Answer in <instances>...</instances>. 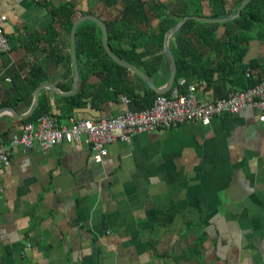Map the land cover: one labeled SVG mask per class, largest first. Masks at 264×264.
<instances>
[{"label": "crops", "instance_id": "obj_1", "mask_svg": "<svg viewBox=\"0 0 264 264\" xmlns=\"http://www.w3.org/2000/svg\"><path fill=\"white\" fill-rule=\"evenodd\" d=\"M220 1L221 5L188 0L186 6L181 0L153 2H162L171 11L163 20L170 22L165 32L184 15L227 16L242 0ZM122 2L0 0L1 29L9 45L0 51V103L14 88L11 76L16 74L19 79L31 76L37 85L49 83L69 91L73 84L69 30L83 14L70 19L69 30L67 20L90 8L84 14L110 21L120 15ZM201 22L225 43L212 48L192 33L177 30L166 43L173 59H183L187 76L178 80L191 85L194 96L220 97L264 75V20L229 37L220 25L224 22ZM138 42L147 49L144 60L155 70L150 80L164 85L168 64L161 48L146 34ZM226 42L230 48H225ZM225 54H240L241 64H251L249 76L243 80L240 71H233ZM76 67L74 92L60 95L46 87L38 92L47 105L44 113L58 123L109 118L150 104L134 103L120 93L92 98L98 85L93 73L84 78L92 87L89 95L72 102L69 97L79 91L78 70L83 68L77 59ZM135 84L142 93L143 83ZM33 90L13 105L0 106L1 141L20 129L25 123L21 119L31 116L15 113L27 112ZM15 99L11 96L10 101ZM4 107L14 111L1 110ZM0 264H264V118L241 109L215 115L206 125L184 122L137 132L127 142L107 144L99 162L91 159L84 138L77 148L69 143L48 150L35 143L12 147L7 165H0Z\"/></svg>", "mask_w": 264, "mask_h": 264}, {"label": "trees", "instance_id": "obj_2", "mask_svg": "<svg viewBox=\"0 0 264 264\" xmlns=\"http://www.w3.org/2000/svg\"><path fill=\"white\" fill-rule=\"evenodd\" d=\"M153 1L154 0H123L121 13L117 18H113L110 21L109 19L102 20L104 25L109 28L107 31V46L109 50L115 56L141 69L149 77L153 75L155 70L149 62L144 60L142 55L147 51V49L141 47V44L138 42V37L143 34L148 35V37L152 39L154 45L160 49L162 34L170 25V22H163V20L169 13H171V11L167 9V5L162 2L154 3ZM212 1L216 2L218 5L223 3V1L220 0ZM188 3V0H181L180 2L181 6H186ZM64 5L70 6V3H66ZM85 12H91V9L88 8ZM84 13H73L69 17V20H67L68 30L71 23L70 19L72 20V18H75L78 14ZM184 13L180 16H183ZM96 16L101 19L99 14ZM263 20L264 0H250L240 10L237 17L221 23L220 25L223 26V33L229 37L234 33V31L249 29L254 24L262 22ZM188 21V24L185 21L178 27V33H192L201 44H206L212 48L214 46L221 45V43H225V41L218 40V38L211 35V31L209 30L207 24L194 19H190ZM187 26L189 27V31L186 29ZM226 44L227 47L225 48H230L231 43L226 42ZM234 48L235 47H233V49ZM242 49H244V47ZM74 53L75 58L78 62L82 63L83 68L78 70L80 74L79 91L77 94L69 97L70 101L77 102L81 96L89 95V91L91 90L90 88L92 87L85 85L84 83V78L89 73H93L98 77V85L96 87L97 91L92 92V98L93 96H96L99 99L106 97L114 98L120 93L127 96L134 103H139L141 101L148 104L151 103L156 95H158V93L149 89L144 82H142L131 71L114 63L107 57L101 44L100 30L90 20H82L75 28ZM224 56L226 60H229L232 64H234L235 70L233 71H236V69L237 71H240L239 75H241V78L244 80L245 69L251 68L252 65L249 64L250 67H246L241 64L240 54H237L236 56L225 54ZM174 62L175 75L173 85H176L177 80L181 77H186L187 73L182 64L183 59L174 56ZM136 80L142 82L144 85L142 93H140L136 87ZM11 82L14 84V88L12 91L6 92V99L0 103V106L15 104L16 100L21 99L24 94L31 92L37 85V81L27 74L24 75L23 79H19L17 74L12 75ZM256 82L249 83L243 88H246ZM108 87L111 88L110 91L107 90ZM166 94L167 92L163 93V95ZM11 96H16V99L14 101H10ZM44 112H47V105L43 102V98H39L37 106L31 116L23 118L20 121L24 123Z\"/></svg>", "mask_w": 264, "mask_h": 264}, {"label": "built area", "instance_id": "obj_3", "mask_svg": "<svg viewBox=\"0 0 264 264\" xmlns=\"http://www.w3.org/2000/svg\"><path fill=\"white\" fill-rule=\"evenodd\" d=\"M0 14V51L9 48L2 32ZM250 70L244 71L248 77ZM123 103L128 99L120 97ZM241 109H251L264 118V75L259 80L241 90L231 91L216 98H197L192 86L180 79L166 95L156 96L145 108L126 109L109 118L98 120L70 119L63 125L43 113L32 121L21 125L6 141L0 140V165H7L9 149L14 146L31 147L34 143L39 149L48 150L61 143H69L77 148L82 140L89 145L90 157L99 162L106 154V145L114 141L127 142L137 132H146L156 128H167L184 122H198L206 125L210 118L222 113H235Z\"/></svg>", "mask_w": 264, "mask_h": 264}, {"label": "water", "instance_id": "obj_4", "mask_svg": "<svg viewBox=\"0 0 264 264\" xmlns=\"http://www.w3.org/2000/svg\"><path fill=\"white\" fill-rule=\"evenodd\" d=\"M250 0H242L239 5L237 6V8L235 9V11L227 16L221 17V18H207V17H200L197 15H184L183 17H181L172 27H170L169 29H167L163 35H162V44H161V50L162 53L165 57V60L167 61L168 64V76L166 79V82L164 85L162 86H155L152 81L150 80L149 76H147L141 69H139L138 67H136L135 65L115 56L108 48L107 46V33H106V28L104 26V24L102 23V21L100 19H98L96 16L92 15V14H83L80 15L79 17H77L71 24L70 26V30H69V36H68V44H69V54H70V61H71V69H72V73H73V84L72 87L69 91L67 92H62L60 90H58L56 87H54L53 85L49 84V83H40L39 85H37L33 92H32V101L30 104L29 109L27 110V112H25L24 114H19V113H15L16 116L18 117H27L29 116L33 110L35 109L37 102H38V92L40 90L41 87H46L48 89H50L52 92L56 93V94H70L72 92H74L77 89V85H78V72H77V67H76V59H75V53H74V31L76 26L82 21V20H90L92 21L100 30V34H101V44L103 47V50L105 52V54L107 55V57L113 61L114 63L128 69L129 71H131L133 74H135L142 82H144L146 84V86L151 89L152 91H154L155 93H164L165 91H167L173 84V80H174V75H175V62L174 59L168 49L167 46V39L168 37L177 30V28L186 20V19H190V18H195V19H199L201 21H205V22H225L227 20H230L234 17H236L240 10L249 2ZM3 109H7V110H12L14 111L11 107H4Z\"/></svg>", "mask_w": 264, "mask_h": 264}]
</instances>
